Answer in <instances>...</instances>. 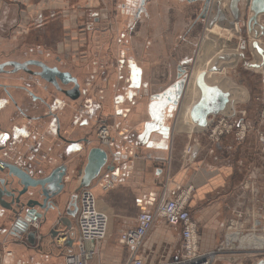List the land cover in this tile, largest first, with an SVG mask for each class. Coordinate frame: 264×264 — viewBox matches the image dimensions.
Wrapping results in <instances>:
<instances>
[{
  "label": "crops",
  "instance_id": "0c3cea01",
  "mask_svg": "<svg viewBox=\"0 0 264 264\" xmlns=\"http://www.w3.org/2000/svg\"><path fill=\"white\" fill-rule=\"evenodd\" d=\"M226 1L221 0L220 6L224 13H229L225 8ZM93 4H99L105 11L100 14L91 8ZM241 4L245 5L247 11V0H241ZM143 8L137 15V6L130 0H0V63L7 60L6 49L18 40L17 36L8 34L9 30L13 27L22 29L27 33L19 39H31L41 25L49 27L48 22L54 23L57 18L66 33L62 46L67 48H64L66 54L56 55L60 57L62 65L67 58L79 63L78 66L64 69L79 80L81 103L86 104L87 108L89 105L96 109L103 107L105 112L114 114L110 120L113 129L109 133V143L99 144L95 137L96 118L89 113L78 118L75 104H69L68 97L30 87L44 103L34 101L24 90L17 88L21 83L6 81L5 72L0 73V160L28 167L34 177L38 176L36 170L45 171L44 166L45 173L55 166H65L64 179L69 180L70 184L66 182L62 193V213L78 187L79 177L74 175L77 174L76 169L80 170L85 164L88 150L100 146L108 153L107 164L113 165L115 170L103 168L89 185L98 208L108 215L106 239L89 264H121L129 255L130 249L118 243L119 234L137 224V211L146 206L116 202L121 182L127 176L131 177L126 184L127 189L144 186L157 191L158 197L153 207L163 192L171 190L176 193L177 190L178 193L189 188L187 207L196 224L199 249L202 251L216 248L220 241L241 228L251 225L259 228L264 221L258 196L259 186H264V136L257 134V131H262L260 103H240L239 95L236 96L237 93H248L247 90L260 95L264 89L259 85L252 91L250 86H243L228 92L229 101L222 111L230 115L232 111L236 112L238 105L252 119L245 122L246 140L238 141L233 132L222 135L215 142L204 137L194 139L196 152H191L187 160L182 143L192 134L202 132L203 128L194 123L193 127L189 126L180 119L171 120L176 107L164 110L165 100L158 96L174 82L157 86L153 80L157 72L149 70L150 63L158 61L157 65L161 66L165 61L163 54L159 53L156 58L151 54V41L144 38L147 33L140 22L156 16L153 24L157 22L158 30H161L166 18L172 17L178 29L179 24L190 16L191 21L185 31L187 34L200 17L202 2L146 0ZM193 12L196 13L192 17ZM248 13L251 14L249 10ZM257 18L259 21H251L249 25L246 21L245 30L251 37L250 44L255 40L264 54V14H259ZM218 25L229 36L235 33L227 23ZM134 29L136 36L131 34ZM240 32L238 38L241 39ZM83 41L87 42L83 44L84 47L94 48L92 59L80 51ZM157 42L158 46H164V39ZM36 46H29L23 53L17 52L9 60L23 62L44 57L46 49ZM250 49L252 52L248 51L246 58L245 53L238 50L236 62L246 59L239 78L244 79L248 72L261 70L264 80V64L252 66L260 65L261 57L256 50ZM183 56L188 57L186 54ZM181 64L177 63V68ZM16 74L25 76L23 72ZM158 74L166 77L164 70ZM116 79L121 82L119 89ZM95 80L96 86L100 85L102 89L94 94L87 86H91ZM245 83L249 84L246 78L242 85ZM241 88L243 92H237ZM55 97L59 102L57 105L52 102ZM163 110V117L159 120ZM84 139L89 143L86 144ZM108 182L110 187L104 189ZM244 186H249L246 188L248 190ZM137 196L139 199L148 197L142 190L138 191ZM130 197L131 193H125L121 199ZM4 199L9 201V198ZM77 211L75 216L69 218L75 234ZM20 216L24 217V214ZM55 218V212L50 213L45 222L38 217L37 228L30 226L22 232L13 227L15 215L0 206V264L9 263L6 258L9 255H4L6 251L11 252L10 264H22L20 259L25 260L27 254L37 259H41V255L44 258L58 257L64 264V256L72 248L53 244L48 237L39 241V237L47 234L53 226ZM153 227L138 250L143 264H163L179 253V230L169 226L162 218H158ZM56 228L64 230L61 225ZM166 242L170 243L171 255L168 254L170 251Z\"/></svg>",
  "mask_w": 264,
  "mask_h": 264
},
{
  "label": "rangeland",
  "instance_id": "374dc122",
  "mask_svg": "<svg viewBox=\"0 0 264 264\" xmlns=\"http://www.w3.org/2000/svg\"><path fill=\"white\" fill-rule=\"evenodd\" d=\"M197 2H202V1H197ZM220 2L221 0H210V5H209V8L207 10L205 17L204 18L198 17V19L194 22L193 27L189 28L188 30L189 32L187 34H185V31L189 25V22L191 21L190 16L187 17L186 20L182 24H179L178 29L175 28L177 27V23H174V20L172 17L166 18V23L164 24L161 30H158L157 22L153 24V22L155 21L153 19H156V16L151 17V19L149 20L147 19L145 21L140 22L144 25L145 34L147 33V36L144 38H148L151 41V46H150L151 54H153L155 58L158 56L159 53L163 54L162 57L165 61L161 66L157 65L158 61H154L150 63L149 70H151V72L153 71L157 72L155 73L156 77L153 78V80L158 84L157 86L159 85L165 86L172 81L174 83L177 82V74H176V72H178L177 63L179 62L182 63L180 66L185 69V84L180 94L179 104L178 106H176V108H174V111L172 112L173 116L171 120L180 119L181 121L186 122L189 126H192V123H193L189 118V110L191 106L199 98V89L196 86L195 79L198 73L201 71L205 72L204 80L207 84L217 85L223 92H229L231 90H235L237 87H243V86L244 87L250 86L252 88V91H254L259 85L261 86V88L264 89V80H263V77H261L263 76L261 74L262 73L261 70L248 72L247 74H245L246 77H244V79L239 78V76H241L239 73L243 72L241 70H242V66L245 65L244 61L246 59H240L237 62H235L234 65H231V66L224 65L221 68L222 63H232L235 60H237V59H234V54L238 56V53H239L238 50H241L245 53V58L248 55V51L249 53H251L252 51L250 52L251 37L245 30L246 17L250 15L248 13V10L245 11V5L242 6L240 2L241 14H240L239 21L236 22V21H232L233 19L230 13H227V12L224 13L222 7L220 6ZM202 5H203V2H202ZM91 8L97 10V12H99L100 14L105 11V9L99 4L94 5L93 7L91 6ZM216 8H219L221 10L222 15L224 17L223 21L212 23V25L209 26L211 19L215 15ZM82 9L85 10V8H82ZM84 10H82L83 13H84ZM195 13L196 12H193L192 17L195 15ZM106 18L108 17L106 16ZM54 20H55L54 23L50 21L48 22L49 27H45L44 25H41L42 26L41 28L43 30L40 28L34 31L33 33L34 36L31 39H19L20 37H25V34L27 33L26 31L22 29L13 27L12 30H9L8 34L17 36L18 40L16 41L15 45H12L6 49L5 51L6 52L5 58L7 59L6 61H8L11 57L15 56L17 52L23 53V51L27 50L29 46L34 47L35 45H37L39 48L43 47V49H46V52H44L45 53L44 57H47V58H50L52 53H54L55 55L58 54L61 56L66 54L64 48H67V46L66 47L62 46V44H64L63 39L66 33L63 32V27H62V24L60 23V20H58L57 18H55ZM231 21L233 22L232 25H230ZM257 21H259L258 18H257ZM223 23H227L230 27L233 28L235 32L234 34L231 33L233 36H229L228 32L223 33L221 26L218 25V24H223ZM45 28H48L47 32L45 31ZM255 28H257V26H255ZM238 32H240L239 34L242 40L238 38ZM80 33H84V32H80ZM87 33L88 32H86V37H87ZM131 34H134V36H136V29H134L131 32ZM88 38L89 37H87V39ZM158 39L159 40L164 39L165 41L164 46L157 45ZM38 42H40V45L38 44ZM243 42H244L245 48L242 50L241 48H239V46ZM85 43L87 42L83 41L80 43V51L87 54L88 58L92 59L94 48L84 47L83 44ZM180 54L182 56L186 54L188 57L184 58V56L182 57ZM66 60L67 61L63 63V67H66L68 69L72 65L78 66L79 64L77 62L73 63L70 60V58L69 59L67 58ZM213 65L216 67V70L211 71V67ZM30 66L31 65H29V67ZM4 68L9 70L11 67L6 66ZM161 70L165 71L166 77L158 74V72ZM74 71L76 72L75 69ZM226 72L227 74H225ZM245 78L247 79L249 84L245 83V85L244 84L242 85ZM6 81H9L12 83H23V82L29 83V81L24 79L22 75H18V74L6 75ZM115 81L117 82L116 84L119 89L121 87L120 85L121 82L118 79H116ZM96 83L97 82L95 80V82L93 81V84L91 86H87L89 87V89L92 90L91 92H93L94 94L97 93L100 89H102L100 85L96 86ZM174 83H172L171 85H173ZM111 87H113L112 84H111ZM237 92L239 93L243 92L242 88L240 89V91H237ZM247 92L248 93H246L245 91V93H243L242 95L237 93L236 96L238 97L239 95L238 101L240 103L242 102L246 104H251L252 102L260 103L259 121L262 124V127H261L262 131L261 132L257 131V134L259 133L260 136H264V119L260 117L262 97L264 95V92L260 95L258 94L255 95L254 92L251 93V91L249 92L248 90ZM67 101L69 104L70 103L75 104L74 107L76 108V113H77L78 118L84 117L85 113H89L94 118H96L95 137H96L97 142L99 144H102L100 139L98 138L99 129L104 127L108 129L109 133H111L113 129V125L110 124V120L113 119L114 114H110L109 111L105 112L103 107L102 108L99 107L96 109L95 107L92 108L89 105L87 108L86 104L81 103V97H77L75 99L68 98ZM52 102L55 103V105L59 103L56 97L52 99ZM241 109L242 108L238 107L237 105L235 107L236 112L232 111L230 115L226 111H221L219 113L227 115V116H231L228 118V120L231 121L232 123L234 122L238 123L242 121V123L245 124L246 121H252V119L247 117L246 110L242 111ZM246 129H247V125H246ZM235 131L236 129L233 130L234 135H235ZM209 133H210V130L207 132L205 131L198 132V133L192 134L191 138L188 137L186 141H183L182 150L187 160H189L190 158V153L186 152L188 146L192 144L194 148H196L195 142L193 140L194 139L199 140V138L201 137H204L210 140ZM246 133L247 132H245L243 139L241 140L237 138L236 139L238 141L246 140ZM220 138L218 139V141L220 140ZM262 140L264 139L262 138ZM86 141H87L86 144L89 143V140H86ZM212 142H215V141H212ZM193 151L196 152V149ZM44 164H48V163H44ZM44 168L46 171L45 166ZM76 171L78 174L79 170L76 169ZM35 172H36L35 174L39 175V173L43 172V170L38 169ZM77 174H75L74 177L76 176L79 177V174L78 175ZM67 183L70 184V181L67 180ZM244 187H245V190H248L246 188H248L249 186H244ZM259 187L260 189L259 190L257 189L258 196L260 197V201L262 203V216H264V186H259ZM82 188H89V186L82 187ZM82 188L75 190V192L72 195V197L74 198L71 197L70 201H75V197L78 195V193L80 192ZM176 194H177V190H176ZM143 210L144 209L138 210L137 214H140L141 212H143ZM20 215L21 214L15 215V220L17 218H24L23 216H20ZM262 225L264 226V222H262ZM13 227H14V224H13ZM151 229H154V227L152 226ZM246 229H250V230L248 232H245ZM167 230L168 228L166 227V231ZM254 230H258V229H254L253 225H251L250 227L241 228L240 231L236 233H232L231 236H229L230 238L227 237V238H224L222 241H220L218 245L216 246V248L218 249L221 246V247H224V249L220 250V252L215 254L212 264H215L216 262H218L219 264H255L259 260L264 261V245H262L263 248L257 245V241L255 238H254L255 240L254 243H250L248 245L244 243L245 245H242L243 244L242 241H244V239L247 237L245 236L247 233H250V234H247L248 236H251L252 234L253 235L258 234ZM57 237L55 238V243L59 246H62L57 243ZM221 242L223 244H221ZM166 243H167L166 244L167 248L170 251L168 254L171 255V250L169 249V246H168L170 245V243L168 242ZM216 248L212 250L215 251ZM175 250H177V244L175 246ZM180 250L181 249L179 248V251ZM7 253H11V252L6 251L4 255H7ZM43 256L44 255H41V259H37L27 254L25 260L20 259L21 257H19L18 259L21 260L22 264H61L60 259H58V257L44 258ZM174 260L175 258L163 264L173 262Z\"/></svg>",
  "mask_w": 264,
  "mask_h": 264
},
{
  "label": "water",
  "instance_id": "95a60500",
  "mask_svg": "<svg viewBox=\"0 0 264 264\" xmlns=\"http://www.w3.org/2000/svg\"><path fill=\"white\" fill-rule=\"evenodd\" d=\"M145 1L146 0H139L136 10L137 15L141 11H143ZM186 1H202L203 5L200 17H205L210 5V0ZM240 2L241 0H227L225 4V8L232 16V21H239L241 14ZM246 8V10H249L251 12V14L246 17L247 24L249 25L251 21L256 23L257 16L259 14H264V0H247ZM223 18L224 17L221 10L219 8H216L215 15L211 19L209 26L212 25V23L223 21ZM232 21L230 22V25H232ZM250 46L253 50H256V52L261 57L260 65L252 66L263 65V50L258 46L255 40L251 42ZM240 48L242 50L245 48L244 42L241 43ZM240 55L244 57L242 54ZM237 58L238 56L234 54V59ZM235 62L236 60L232 63H222L221 68L224 65H234ZM29 65L38 66L40 70L32 72L29 68ZM6 66H9L11 68L9 70H5L4 67ZM177 70L178 76L182 74L183 76L171 86L173 88L172 93L174 94V99L171 102V105L173 107L176 106L185 84V69L181 66H178ZM213 70H216V67L214 65L211 67V71ZM18 71H24L28 74L37 75L46 81H51L55 87H58L57 79L61 80L63 84L71 82L73 83V87L69 90H65L64 94L71 99H75L79 95L77 80L76 78L72 77L69 72H60L56 67L49 68L41 61L30 59L23 62L8 60L0 63V73L5 72L12 74ZM49 74L51 75V77H49ZM204 76V71L199 72L196 76L195 83L199 89V98L189 110L190 120L198 127H205L207 125L208 117L216 115L224 110L226 104L229 101V93L223 92L217 85L207 84L204 80ZM23 90L31 95V92L26 88H23ZM165 94L166 92H163L158 97L162 99L164 98ZM166 101L167 103L163 105L164 110L168 106L169 98H166ZM164 110L161 112L159 120L162 119ZM84 141L86 140L84 139ZM107 160L108 153L105 149L100 146L91 147L87 152L85 164L78 171L79 184L76 190L82 187H88L91 181L100 174V171L103 168L108 171H114V166L107 164ZM0 173H3V176H0V206L10 210L13 215L23 213L26 220H31L35 217H42L43 222L46 221L47 216L50 213L55 212L56 218L53 222V226L49 229L47 234L39 237V241H41L42 239L44 240L48 237L52 241V243L55 244V238L60 233L64 232L66 235V240L63 242L61 247L72 248L71 242L73 241L74 231L72 229L71 221L69 218L75 216V213L77 211V204L75 201H70L66 204L63 213L60 210L62 193L67 182L66 179H64L66 167L63 165H58L52 168L48 173H45L43 171L39 173L37 177H34L29 171L28 167H20L16 164H11L0 160ZM130 178V176H127L122 180L120 191L115 198L116 202H118L119 204H134L136 206L152 207L156 197L158 196L157 191L154 188H146L144 186H135L134 188L127 189L126 184ZM139 190L144 191L148 195V197L145 199H139L137 196ZM125 193H131L130 199H121ZM4 197L9 198V201H6ZM21 225L22 222L20 221L14 222V227L19 230H21ZM58 225L63 226L64 230L57 229L56 227ZM215 264L219 263L216 262ZM257 264H264V261L260 260Z\"/></svg>",
  "mask_w": 264,
  "mask_h": 264
},
{
  "label": "built area",
  "instance_id": "2783aa9c",
  "mask_svg": "<svg viewBox=\"0 0 264 264\" xmlns=\"http://www.w3.org/2000/svg\"><path fill=\"white\" fill-rule=\"evenodd\" d=\"M229 117L231 116L220 113L210 116L208 117L207 125L202 127V130L205 132L210 130L209 137L212 141H218L222 135L231 133L234 129H236V138L239 140L243 139L245 134L244 126L246 125L242 121L232 123L228 120ZM260 117L264 119V95L262 97ZM109 137L107 128L102 127L99 129L98 138L102 144H108ZM193 150H195L194 146L190 144L186 152L191 153ZM103 187L104 189L109 188L110 182ZM189 191L190 189L187 188L177 194L171 190L163 192L154 207V203L152 207H142L145 211L143 210V212L135 216L137 224L119 234L118 243L130 249L128 257L121 264H143L138 250L158 218L164 219L169 226L177 228L180 233L181 250L171 264H211L207 259L209 253L200 250L198 247L196 224L191 219L190 211L187 207ZM75 201L78 208L77 233L71 243L72 250L64 256V264H89L94 256L98 254L100 246L106 239L108 215L98 208L97 199L89 188H82L75 197ZM19 221L26 225V229L30 226L37 228L39 224L36 217L30 221L24 218H17L15 222ZM65 239V233H61L57 237V243L62 245ZM7 255L10 256V253H7Z\"/></svg>",
  "mask_w": 264,
  "mask_h": 264
},
{
  "label": "flooded vegetation",
  "instance_id": "af4514ba",
  "mask_svg": "<svg viewBox=\"0 0 264 264\" xmlns=\"http://www.w3.org/2000/svg\"><path fill=\"white\" fill-rule=\"evenodd\" d=\"M130 1L132 2V4H133L134 6H138L139 0H130ZM145 2H146V1H145ZM144 4H145V3H144ZM40 51H41V50H40ZM40 53H41V52H40ZM30 60L41 61V62H43V63H44L47 67H49V68L56 67L60 72H69V71H67V70L64 69L60 57L57 56V55H55L54 53L51 54L50 58L39 56V57H37V58H35V59H30ZM29 68H30V70H31L32 72H36V71H39V70H40V68H39L38 66H35V65H31ZM20 72H23V73L25 74L24 79H25V77H26V80L29 81V83H25V82H23V83H21V84L19 83L20 85H17V88H19V89H21V90H23V88H26L28 91H30V92H31V95L28 94V93L24 90V91L28 94V96H30V98H31L32 100H34V101H42V102L44 103V101L41 99L40 96L35 95V94L32 92V90L29 89L30 87H31V88H38V87H39L38 89L41 88V90H43V91H47V92H50V93L53 94V95L58 93V94H61V95L65 96V97H68V96H66V95L64 94V91H65V90H69V89H71V88L73 87V83L69 82V83H67V84H63V83L61 82V80H58V79H57L58 87H55V86L52 84L51 81H50V82H49V81H46V80L40 78V77L37 76V75L28 74V73H26V72H24V71H20ZM69 73H70V72H69ZM5 74H6V75H14V74H16V73H12V74L5 73ZM70 75H71L72 77H74L71 73H70ZM182 76H183V74L180 75V76H178V72H177V80L181 79ZM49 77H51L50 74H49ZM74 78H75V77H74ZM76 80H77V83H78V91H79V95H78V97H80V95H81L80 84H79V80H78L77 78H76ZM30 82H31V83H30ZM171 86H172V85H171ZM171 86H170V88H169L167 91H165L166 94L164 95L165 103H167L166 98H169L168 106H167L166 108H172V107H173V106L171 105V102H172L173 99H174V94L172 93L173 88H172ZM68 98H69V97H68ZM179 99H180V96H179ZM179 99H178V101H177V105H176V106H178V104H179ZM176 106H175V107H176Z\"/></svg>",
  "mask_w": 264,
  "mask_h": 264
},
{
  "label": "bare ground",
  "instance_id": "6f19581e",
  "mask_svg": "<svg viewBox=\"0 0 264 264\" xmlns=\"http://www.w3.org/2000/svg\"><path fill=\"white\" fill-rule=\"evenodd\" d=\"M245 127V132H246V126H244ZM77 210H78V208H77ZM30 221V220H29ZM264 222V221H263ZM15 228V227H14ZM30 227H28L27 229H29ZM253 228H254V226H253ZM17 229V228H16ZM22 231H24V229H25V231H26V225L24 224V223H22V225H21V228H20ZM108 229V228H107ZM128 229V228H127ZM127 229H125V230H127ZM254 229H258V230H254L255 232H257L258 234H252L251 236H248L247 234H250V233H247L245 236H247L245 239H244V241H242L243 242V244L242 245H245L244 243H246L247 245L248 244H250V243H254L255 242V240H254V238L256 239V241H257V245H259V246H261V248H263L262 247V245H264V226L261 224V226H259V228L258 227H256V228H254ZM19 230V229H18ZM20 230V231H21ZM125 230H123V231H125ZM250 229H246V231L245 232H248ZM24 231V232H25ZM27 231H29V230H27ZM122 232V231H121ZM254 232V233H255ZM230 238V237H229ZM66 240V239H65ZM72 243V242H71ZM221 244H223L222 242H221ZM199 247V246H198ZM180 249H181V247H180ZM222 249H224V247H221L220 246V248H216V250L215 251H213V250H209V251H207L209 254L207 255V259L209 260V262L212 264V262H213V260H214V257H215V254L216 253H218V252H220V250H222ZM258 249V248H257ZM7 258V262H9L8 264H10L11 262H10V258H11V256H9V257H6ZM260 261V260H259ZM258 261V262H259ZM263 261V260H262ZM257 262V263H258ZM172 262H169V263H167V264H171ZM257 263H255V264H257ZM6 264V263H5ZM16 264H19V263H16Z\"/></svg>",
  "mask_w": 264,
  "mask_h": 264
}]
</instances>
